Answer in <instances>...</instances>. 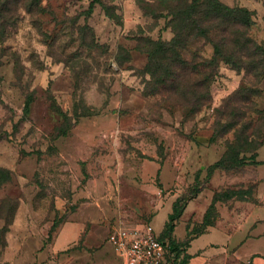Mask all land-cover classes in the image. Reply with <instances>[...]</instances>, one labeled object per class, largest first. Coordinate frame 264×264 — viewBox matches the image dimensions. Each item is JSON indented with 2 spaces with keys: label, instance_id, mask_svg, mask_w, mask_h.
<instances>
[{
  "label": "rangeland",
  "instance_id": "1",
  "mask_svg": "<svg viewBox=\"0 0 264 264\" xmlns=\"http://www.w3.org/2000/svg\"><path fill=\"white\" fill-rule=\"evenodd\" d=\"M177 200L182 248L264 206V0H0V264H120Z\"/></svg>",
  "mask_w": 264,
  "mask_h": 264
},
{
  "label": "crops",
  "instance_id": "2",
  "mask_svg": "<svg viewBox=\"0 0 264 264\" xmlns=\"http://www.w3.org/2000/svg\"><path fill=\"white\" fill-rule=\"evenodd\" d=\"M234 214L228 211L189 242L186 264H264V206L245 208L235 218ZM200 239V247L195 246ZM107 255L104 250V261Z\"/></svg>",
  "mask_w": 264,
  "mask_h": 264
},
{
  "label": "built area",
  "instance_id": "3",
  "mask_svg": "<svg viewBox=\"0 0 264 264\" xmlns=\"http://www.w3.org/2000/svg\"><path fill=\"white\" fill-rule=\"evenodd\" d=\"M107 242L120 264H171L173 246L147 227L113 228Z\"/></svg>",
  "mask_w": 264,
  "mask_h": 264
},
{
  "label": "trees",
  "instance_id": "4",
  "mask_svg": "<svg viewBox=\"0 0 264 264\" xmlns=\"http://www.w3.org/2000/svg\"><path fill=\"white\" fill-rule=\"evenodd\" d=\"M206 1H210V0H206ZM210 8L212 10H214V11H218L220 9V6L218 4H216V3L215 4L213 3L212 5H210ZM30 103H31V101H29V100L26 101L25 107L28 108V106H29ZM66 133L67 132L65 130L58 129L57 136L58 137L59 136H65ZM222 163H223V161L221 159L218 162H216L215 164H213L212 166L208 167V170L211 171L212 169L220 168L221 165H222ZM180 202H181L180 200H177V201H175L173 203V205H172V212H171V214H169L168 219H167V222L164 225L165 233L162 232V233L159 234V238L161 240H167L169 242V244L174 247L173 250H172V252L174 253V257L172 259L171 264H186L187 263V260H188L189 257L185 254V251H186V249H187V247L189 245V242L192 240V239H190V241L188 242V244L186 246L184 245V248H182L171 237V234L173 233V230L175 228V224L179 220V218L181 217L182 212L184 210V206H183V204H180ZM212 225H207V227H210ZM50 231L52 233V230H50ZM205 231L200 232L197 236L203 234Z\"/></svg>",
  "mask_w": 264,
  "mask_h": 264
}]
</instances>
